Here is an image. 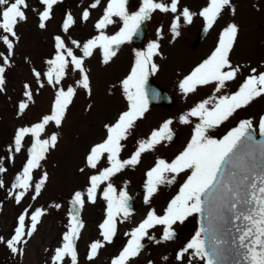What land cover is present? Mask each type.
<instances>
[{"label":"snow or ice","instance_id":"obj_1","mask_svg":"<svg viewBox=\"0 0 264 264\" xmlns=\"http://www.w3.org/2000/svg\"><path fill=\"white\" fill-rule=\"evenodd\" d=\"M63 0H39L43 10L38 13L39 27L46 28V21L52 18L55 5ZM129 0H107L103 14L95 23L98 35L87 40L81 45L72 40L71 43L80 49L82 56L74 53L73 49L66 46L65 40L60 36L54 37L56 54L54 59L48 60L49 68L44 73L47 83L54 87L61 85L68 71H77L80 79L76 81V87H58L51 113L44 115L42 120L31 127H22L16 131L14 137V151L21 152L25 137L31 136L32 143L28 149V157L20 174L15 176L9 195L13 196L17 204L21 203L29 190L34 191L31 196L35 200L42 191L48 175L45 172L38 182H34V171L42 167V161L50 148H55L58 143V135L53 132L48 138H42L46 134V127L54 124L57 128L62 125L66 112L77 94V88L84 89L91 94L90 77L84 67L85 58L91 57L94 50L100 49L103 55V63L107 64L117 53L116 49L130 41L138 34L141 25L149 20L155 11L163 14H174L170 23V32L175 39L180 35L181 18L183 24H191L195 16L204 21L205 32L211 30L222 12L231 7V0H207V6L198 13L192 12L188 7L180 9V0H140L137 11L130 12L127 5ZM101 0H94L89 5L96 9ZM29 9L27 0H0V43L6 46L8 56L0 52V92L4 91L5 66L10 67L8 57L13 54L15 27L19 22H26V11ZM35 11V9H33ZM90 12L85 8L82 12V20L89 19ZM121 22L119 30L113 35H107L105 29ZM75 23L71 14H67L63 21V30L67 32ZM157 39L147 45L146 51H137L135 60L129 74L121 81L123 94L127 100V110L121 112L113 123L106 124V135L99 143L92 145L85 157L87 168L94 169L97 174L89 177V186L86 193L76 191L72 198V204L76 206L71 214L68 230L62 236V245L54 250L51 257L52 264H63L65 258H70L71 264H78L76 239L80 230L84 227L79 220L80 209L86 199L95 203L98 191L102 184L107 182L102 190V198L106 201V218L99 225L104 242L112 243L117 234L118 217L127 219L131 215L129 204L130 197L125 190L114 187L112 178L122 172L126 167H134L141 162L142 154L154 151L158 145L165 141L173 140L171 125L172 119L165 120L157 129L151 131L146 139L139 140L135 151L128 159H121V153L126 141L131 135L136 122L142 119L148 110V95L145 86L150 74L158 71V66L153 62V57L160 55L159 40L163 38L162 28L157 29ZM238 36V26L234 23L227 24L220 32L216 47L202 62L195 66L191 72L179 81L181 93L187 96L195 93L199 87L210 86L213 95L198 102L189 111L179 116V123L189 125L191 117H196L198 123L192 131L191 139L186 147L179 152L170 162L157 158L154 166L146 172L144 183L143 201L149 204L153 196L161 186L173 185L181 174L186 179L179 187V192L164 209L163 214H157L155 209H150L145 218L130 232L126 245L119 255L112 259L111 264H129L143 249L142 240H152L150 229L162 226L161 241H171L176 237L173 225L177 222L184 223L194 214H200L201 229L176 252V260L184 261L188 258L189 264L199 259L203 264H223L225 253L237 257L235 264H264V139L257 140L252 131V120H242L239 125L229 131L222 139H214L209 132L227 121L239 109L250 105L256 98L264 96V71L258 72L251 68L250 73L244 77L243 82L235 92L221 94L228 82H234L244 66H233L230 60V52L233 50ZM34 75L39 81L41 73L34 70ZM43 85H41L42 87ZM25 85L24 95L27 101H32V93ZM155 95V94H154ZM27 102L19 104V112L23 113L28 108ZM259 135L264 137V116L258 121ZM11 153L13 147L8 146ZM106 158L107 167L100 168ZM81 172L84 169H80ZM6 169L0 166V173ZM34 185V187H33ZM3 180H0V188H4ZM59 207V205H56ZM18 217V224L14 234L4 240L0 237V243L6 244L12 253L22 252L17 245L26 243L25 235L32 236L36 231L40 218L44 212L37 208L30 215V225H26V215ZM235 227V234L230 242V247L225 248V241L216 238L217 223L226 218ZM239 222V223H237ZM27 229V230H26ZM231 231V230H229ZM202 233H211L212 240L201 239ZM104 247L100 241L91 243L87 256L93 260L98 255V250ZM167 260V257H164ZM149 264H152L149 261Z\"/></svg>","mask_w":264,"mask_h":264},{"label":"rangeland","instance_id":"obj_2","mask_svg":"<svg viewBox=\"0 0 264 264\" xmlns=\"http://www.w3.org/2000/svg\"><path fill=\"white\" fill-rule=\"evenodd\" d=\"M135 5H127L130 12L137 11L140 0ZM94 0H63L54 6L52 18L46 21V28L39 27L38 13L43 10L39 0H27L29 9L26 11V22H19L15 31L19 40L11 38L14 43L13 54L8 57L11 66H5L4 91L0 92V166L5 167L6 172L0 173V180L5 187L0 188V237L8 240L18 224V217L26 215V225H30L31 213L39 208L44 212L32 236L25 235L26 243L17 245L22 252L12 253L6 244L0 243V264H52L51 257L54 250L62 245V236L68 230L71 214L76 206L72 204V198L76 191L86 193L89 186V177L97 174V171L86 167L85 157L92 145L99 143L106 135L105 125L113 123L118 115L127 110V100L123 94L121 81L129 74L135 60V53L147 49V45L157 39V29L162 28L163 38L159 40L161 45L160 55L153 57V62L158 66L154 73L155 79L168 88L175 97V102L168 107L149 106L142 119L136 122L129 138L122 142L125 147L121 153V159H128L135 151L137 142L146 139L152 130L157 129L165 120L172 119L173 133H177L175 141H165L158 145L154 151L142 154L141 162L134 167H126L122 172L112 178V183L117 189L125 190L135 199L136 208L131 210V215L125 219L123 216L117 220V234L112 243L103 241L99 225L106 218V201L102 198V190L107 182L101 185L95 203L86 199L80 209L79 220L84 227L80 230L76 239L78 264H111L112 259L126 245L130 232L142 221L150 209H155L157 214H163L168 203L179 192L180 185L186 179L181 174L171 186H161L153 196L149 204L143 201L144 183L146 172L154 166L157 158L171 161L181 152L191 139L196 117H191L192 123L184 125L179 123V116L186 113L198 102L208 99L213 95L210 86L199 87L195 93L185 96L178 85L183 76L179 71L192 70L204 60V56L212 52L217 45L221 30L229 23L238 26V36L233 50L230 52V60L233 66H244L234 82H228L221 94L235 92L243 82L251 68L258 72L264 71V0H231L232 7L225 9L213 28L197 47H193L192 40L195 37L198 26L203 19L198 15L193 18L191 24H183L181 18L180 35L175 39L170 32V23L174 14H163L155 11L148 20L147 36L142 49H136L131 44L125 43L116 49V55L107 63H103V55L100 49H96L91 57L85 58L84 67L90 77L91 94L84 89L77 88L73 102L69 106L62 125L57 128L54 124L46 127V134L42 138H48L53 132L58 135V143L55 148H50L46 159L42 161V167L34 171V182H38L46 172L48 179L42 188L41 194L33 200L32 189L17 204L14 195L10 196L12 183L15 176L20 174L28 157V149L31 146V136L25 137L21 152L14 151V137L16 131L22 127H31L42 120L44 115L51 113L58 87H76V81L80 79L77 71H68L61 85L52 86L47 83L44 73L47 72L48 60L54 59L56 54L54 37L60 36L65 40L66 46L73 49L74 53L82 56L80 49L71 43L72 40L83 45L84 42L98 35L95 23L103 14L107 0H101L96 9L89 5ZM207 6V0H180V9L188 7L192 12L198 13ZM88 8L90 12L87 21L82 20V12ZM35 9V11H33ZM67 14H71L75 23L67 32L63 30V21ZM105 29L107 35H113L119 30L121 22ZM263 23V24H261ZM1 35L5 34L0 32ZM208 51V52H207ZM0 52L8 56L5 45L0 43ZM2 65V59H0ZM34 70L40 72L39 81L34 75ZM245 73V75H243ZM248 73V74H246ZM25 85L32 93V101L25 97ZM41 85H43L41 87ZM27 102L28 108L19 112V104ZM264 116V96L256 98L249 106L239 109L227 121L212 129L209 135L214 139H222L229 131L237 127L242 120H252L253 127L258 131V121ZM13 147L9 153L8 146ZM106 158L100 168L107 167ZM84 169L83 172L80 169ZM34 187V185H33ZM59 205V207H56ZM176 237L171 241H161L162 226L149 230L152 240L145 238L141 253L129 264H181L176 260V252L195 235L197 231L196 214L187 218L184 223L177 222L173 225ZM27 230V229H26ZM100 241L104 247L98 250V255L93 260L87 256L90 245ZM167 257V260L164 259ZM63 264H71L70 258H65ZM182 264H189L186 256ZM192 264H203L196 259Z\"/></svg>","mask_w":264,"mask_h":264},{"label":"water","instance_id":"obj_3","mask_svg":"<svg viewBox=\"0 0 264 264\" xmlns=\"http://www.w3.org/2000/svg\"><path fill=\"white\" fill-rule=\"evenodd\" d=\"M145 26H146V21L141 25L138 34L134 35L130 41H132L134 44L139 45L145 33ZM203 32H204V26L200 29L198 36L200 37L203 34ZM145 90L148 95V102L150 103L170 104L172 102V97L164 89L158 87L149 80L147 81ZM254 136L257 140L264 139V137L261 136L257 137L255 133ZM129 204L130 206L132 205L131 200H129ZM229 216L230 214H226V218L223 221L217 223L216 231H215L216 238L226 242L224 245L225 248L230 247V242L232 240L233 235L235 234V227L233 223L230 222V219H228ZM198 221H199L200 229L202 225L206 226L205 222L202 221L200 214H198ZM203 239L210 242L212 240V234L203 233ZM225 256L226 259L223 262V264H235V260L237 259V257H234L227 252L225 253Z\"/></svg>","mask_w":264,"mask_h":264}]
</instances>
